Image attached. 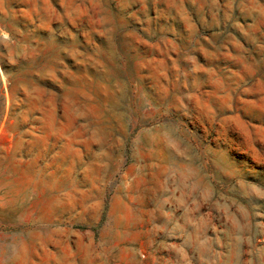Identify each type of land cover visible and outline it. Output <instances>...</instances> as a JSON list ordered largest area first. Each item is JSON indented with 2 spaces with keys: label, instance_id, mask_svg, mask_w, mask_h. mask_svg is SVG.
I'll return each mask as SVG.
<instances>
[{
  "label": "rangeland",
  "instance_id": "1",
  "mask_svg": "<svg viewBox=\"0 0 264 264\" xmlns=\"http://www.w3.org/2000/svg\"><path fill=\"white\" fill-rule=\"evenodd\" d=\"M0 264H264V0H0Z\"/></svg>",
  "mask_w": 264,
  "mask_h": 264
}]
</instances>
